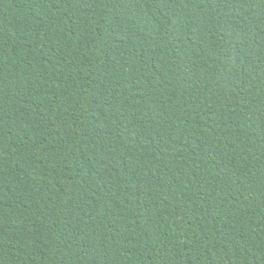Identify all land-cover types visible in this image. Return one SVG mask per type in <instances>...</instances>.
Segmentation results:
<instances>
[{"label":"trees","instance_id":"obj_1","mask_svg":"<svg viewBox=\"0 0 264 264\" xmlns=\"http://www.w3.org/2000/svg\"><path fill=\"white\" fill-rule=\"evenodd\" d=\"M0 264H264V0H0Z\"/></svg>","mask_w":264,"mask_h":264}]
</instances>
